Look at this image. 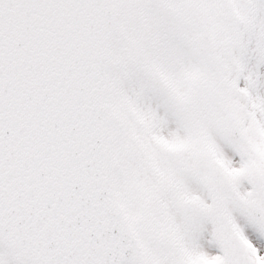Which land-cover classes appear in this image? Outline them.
Masks as SVG:
<instances>
[{
    "label": "snow or ice",
    "instance_id": "snow-or-ice-1",
    "mask_svg": "<svg viewBox=\"0 0 264 264\" xmlns=\"http://www.w3.org/2000/svg\"><path fill=\"white\" fill-rule=\"evenodd\" d=\"M0 264H264V0H0Z\"/></svg>",
    "mask_w": 264,
    "mask_h": 264
}]
</instances>
